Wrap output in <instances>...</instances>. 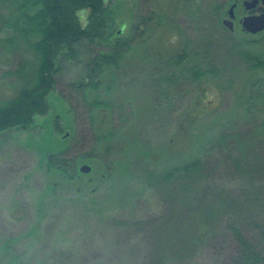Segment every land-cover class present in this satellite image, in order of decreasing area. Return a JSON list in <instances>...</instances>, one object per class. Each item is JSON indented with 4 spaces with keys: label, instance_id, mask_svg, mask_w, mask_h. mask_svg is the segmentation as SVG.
Segmentation results:
<instances>
[{
    "label": "rangeland",
    "instance_id": "1",
    "mask_svg": "<svg viewBox=\"0 0 264 264\" xmlns=\"http://www.w3.org/2000/svg\"><path fill=\"white\" fill-rule=\"evenodd\" d=\"M245 1H106L112 17L103 37L80 42L71 56L64 48L56 61V93L65 111L46 117H54L61 167L47 170L28 143L42 140L50 119L46 128L0 132V264H236L226 224L212 248L202 244L205 224L196 222V213L226 196L248 234L250 217L264 219V31L242 26L245 16L262 14L264 4L247 11ZM236 2L230 31L223 21ZM79 16L86 25L88 11ZM12 35L6 28L0 39ZM114 48L126 54L87 96L108 105L94 107L92 125L73 85L86 83L90 62ZM5 51L0 94L7 93L5 72L15 68ZM182 52L191 62L180 67L173 60ZM242 54L255 59L253 67ZM236 132L253 148L246 150L251 164L239 168L218 146ZM195 160L196 185L185 194H196L183 200L179 179L161 183L162 175ZM83 165L91 172H80ZM152 176L161 178L159 185Z\"/></svg>",
    "mask_w": 264,
    "mask_h": 264
},
{
    "label": "trees",
    "instance_id": "2",
    "mask_svg": "<svg viewBox=\"0 0 264 264\" xmlns=\"http://www.w3.org/2000/svg\"><path fill=\"white\" fill-rule=\"evenodd\" d=\"M106 1L111 0H0V32L6 28L13 30L11 37L0 39V47L1 50H7L5 51L8 53L7 56L9 57L11 54L15 62V68L5 72L7 80L4 83L6 86L2 85V92L7 90V93L0 94V132L14 128L28 130L39 124L44 127L50 119V117H46V114L50 116L54 114L53 111H65L62 104L64 97H60L56 93L57 58L64 48H68L71 56L75 52L74 46L80 42L103 37L108 21L112 17V12ZM85 10L88 11V17L87 24L83 26L79 13ZM122 32L119 31V33ZM114 49L108 54L96 56L90 62L86 73V83L82 80L78 85H73L74 89L79 91V93L76 92L77 98L83 96L85 112L90 116L92 125L95 122L94 107L96 109L102 107L105 110L108 105L98 106L100 104L87 101L89 99L87 96L102 88L103 84L99 80V75L106 69L116 68L120 59L126 54L125 52L119 53L116 49L114 51ZM191 56L193 57V55ZM242 56L253 67L255 59L250 58L251 56L248 54H242ZM173 61L181 67L186 61H189V56L182 52L177 56V60ZM190 62L191 58L189 64ZM256 62L258 63V61ZM193 74L195 78L198 76V73ZM261 101L264 103V100ZM53 118L49 120L51 125L47 126L48 133L40 135L42 140L37 141L36 137L34 139L31 137L32 139L28 140V143L39 149L40 160L47 163L49 171L61 167L59 163L60 145L53 139ZM193 122L194 119L188 122L187 134H190L189 131L193 128L191 125ZM184 124V121H181V129ZM98 125L103 127V122ZM246 139L236 132L231 137L229 135L222 137L218 143L220 148L228 149L227 152L232 154L230 158L232 164H237L238 168L242 164L245 166L251 164L252 156L249 158V151L246 150L247 148L253 149L251 147L252 140ZM199 163L200 161L195 160L182 168L173 169L167 174V178H165L166 175H162L161 183H165V180L170 183L174 176L176 180L179 179L181 198L183 200L193 198L196 193L193 196L191 192L185 193L191 185L194 183L196 185L194 177L198 174ZM63 168H67L65 163L62 164V170H64ZM159 179L161 178L152 176L150 180L159 185ZM194 198L197 199V196ZM201 203L200 200L199 204ZM235 208L226 196H222L221 203L214 208L206 209L204 204L202 205L201 210L196 213L199 214L196 217V222L205 224L202 226L204 231L199 232L202 236V244L207 243L206 245L210 244V247L216 248L214 246L219 243L221 238L218 234L223 230L222 224H226L225 229L235 243V250L230 258L231 262L264 264V219L250 217L249 224L253 233L248 234L240 226L237 217L233 216L232 209L235 210ZM211 222L213 224H209Z\"/></svg>",
    "mask_w": 264,
    "mask_h": 264
},
{
    "label": "water",
    "instance_id": "3",
    "mask_svg": "<svg viewBox=\"0 0 264 264\" xmlns=\"http://www.w3.org/2000/svg\"><path fill=\"white\" fill-rule=\"evenodd\" d=\"M262 2L264 4V0H248L244 3L246 10H252L254 9L259 2ZM235 7L236 5H232L228 11V19L224 20L223 24L229 28L230 31L234 30V21L235 18ZM242 26L244 30H246L249 33L257 34L259 32L264 31V14L261 15H252V16H245L242 20ZM82 173H90L92 168L88 165H83L81 167Z\"/></svg>",
    "mask_w": 264,
    "mask_h": 264
},
{
    "label": "flooded vegetation",
    "instance_id": "4",
    "mask_svg": "<svg viewBox=\"0 0 264 264\" xmlns=\"http://www.w3.org/2000/svg\"><path fill=\"white\" fill-rule=\"evenodd\" d=\"M238 2V1H237ZM237 2H236V7H235V10H236V8H237V6H238V4H237ZM246 2V1H245ZM260 3H262L261 1L257 4V6L260 4ZM263 5V4H262ZM257 6L254 8V9H252V10H249V11H255L256 10V8H257ZM248 11V10H247ZM262 14H264V11L262 12ZM237 20V16H236V13H235V18L233 19V21H234V24H235V21Z\"/></svg>",
    "mask_w": 264,
    "mask_h": 264
}]
</instances>
